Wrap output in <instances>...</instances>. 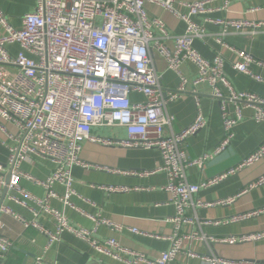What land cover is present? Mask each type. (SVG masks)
<instances>
[{"label":"built area","instance_id":"built-area-1","mask_svg":"<svg viewBox=\"0 0 264 264\" xmlns=\"http://www.w3.org/2000/svg\"><path fill=\"white\" fill-rule=\"evenodd\" d=\"M36 1L35 11L23 16L20 29L15 28L0 10V26L4 31V36L0 37V132L5 136L3 145L9 151L7 163L11 172L7 199L35 217L28 222L20 218L25 227L32 226L47 237L46 250L60 243L64 232H68L85 241L97 253L124 264H173L181 255L187 259L199 257L206 264H264L250 260H225L215 255L197 256L191 248L193 241L230 246L262 241L264 231L213 239L205 236L202 227L243 222L261 216L264 208L218 222H200L187 213L190 208L207 209L234 203L243 193L215 203H205L197 196L200 191L217 186L263 160L264 142L241 163L213 178L192 184L186 176L189 167L203 169L207 161L222 154L232 144L234 129L243 120L245 109L253 111L254 121L264 122V98L235 90L225 73L222 50L237 55L239 60L233 64L237 72L257 83H264V78L255 73L253 67H264V62L256 60L248 52L235 49L225 40L226 36L237 34L257 39L264 34V21L206 19L207 23L220 30L214 35L220 49L209 61L194 48L195 41H203L209 36L205 26L195 19L211 12L207 6L217 0ZM228 5L229 0H225L222 9L227 11ZM148 6L160 7L178 18L186 25L184 34H171L161 18L148 13ZM178 7L186 11L182 13ZM156 54L166 62L167 69L178 74L180 82L175 90H167L163 86L162 75L155 67ZM186 63L195 66L196 78L189 80L184 76L182 68ZM204 84L209 86L211 96L220 104L223 138L212 153L191 158L185 150L188 138L205 130L209 124L201 112L197 92ZM133 93L142 95L144 101H132ZM187 94L193 95L198 113L185 130L174 133L173 116L168 113V107ZM8 125L16 132H10ZM98 127H123L127 138L110 140L97 137L94 129ZM84 142L129 149H156L161 153L163 165L152 172H108L134 177H149L158 171L166 174L168 185L164 191L172 196L176 213L170 220L174 232L171 237L156 238L170 241L168 251L151 259L123 247L116 239L98 240L94 230L75 229L64 211L51 207V199H57L64 208L78 211L70 201L72 196H76L73 168L102 169L82 161L80 154ZM33 156L49 159L56 165L54 172L43 181L22 170V165L32 162ZM5 174L6 168L0 164L1 187H6ZM21 178L46 190L45 197L40 199L26 192L21 187ZM263 181L264 177L250 187H256ZM57 185L64 187L63 196L55 193ZM100 188L107 194L132 190L123 186ZM0 211L13 214L11 208L4 204ZM40 214L52 217L54 231L39 224ZM90 218L97 227L106 225L117 232L122 229L105 218ZM196 223L201 232L194 229L182 231L184 226ZM130 232L148 236L137 229H130ZM12 245L11 240L0 235V264H6ZM35 264L44 262L40 258Z\"/></svg>","mask_w":264,"mask_h":264},{"label":"crops","instance_id":"crops-1","mask_svg":"<svg viewBox=\"0 0 264 264\" xmlns=\"http://www.w3.org/2000/svg\"><path fill=\"white\" fill-rule=\"evenodd\" d=\"M36 0H0V10L10 19L11 24L20 29L22 18L25 14L33 13L36 9ZM225 0H217L208 4L211 12L195 19L204 25L209 36L206 39L197 40L194 48L199 54L212 61L220 46L215 41V36L220 30L217 26L209 24L206 19H246L250 21H264V0H229L227 11L222 9ZM184 13L185 8L178 7ZM148 13L161 18L169 32L173 35H183L186 25L168 11L160 7L148 6ZM255 10L256 12H252ZM4 31L0 26V37ZM226 42L237 50L251 54L256 60L264 62V34L257 39H250L245 35L226 36ZM171 46V43H169ZM17 50V48H13ZM224 55V68L227 78L238 92H251L264 98V83L255 82L248 76L237 72L233 64L239 59L237 55L229 50L222 49ZM155 67L162 75L163 86L168 90L178 88L180 78L176 72L167 69L166 62L155 55ZM254 71L264 78V67L253 66ZM183 74L189 80L196 78L197 69L191 63H186L182 68ZM199 104L203 116L209 122L205 130L200 131L188 138L185 150L191 158H197L206 153H212L222 142L223 123L221 122L220 104L210 94L207 85H201L197 89ZM132 101H144L140 94L133 93ZM168 113L173 116L172 130L180 133L185 130L195 119L198 109L195 105L193 95L187 94L183 98L169 104ZM244 118L234 129L232 144L220 155L212 157L206 162L203 169L193 166L189 167L186 176L192 184H199L207 178H213L222 174L225 170L242 162L246 156L254 152L264 142V122H256L253 119V111L245 109ZM12 133L16 129L8 125ZM169 131V130H168ZM95 136H101L110 140H123L127 138V131L123 127H98L94 129ZM5 136L0 132V164L6 168L4 181L9 174L8 157L9 151L3 145ZM82 161L102 169H85L75 166L72 171L74 191L70 201L78 211L72 208H64L57 199H51V207L64 211L68 217L69 224L75 229L94 230L98 240L116 239L120 244L132 251H138L151 259H155L162 252L168 251L170 241L156 237L168 238L173 234V223L170 222L176 215L175 206L172 204V196L164 191L168 185V177L162 171H158L149 177L127 176L124 174H113L108 170L121 172L157 170L163 165L161 153L156 150L143 148L129 149L121 146H103L101 144L84 142L80 154ZM56 168L54 162L33 156L32 162L22 165L24 173H28L37 180H45ZM264 177V159L259 163L245 168L241 173L226 180L225 182L200 191L197 196L203 202H219L227 198L241 196L229 205L214 206L210 208H190L187 213L190 217H197L200 222L224 221L244 213L258 211L264 208V181L256 187H250ZM21 187L31 195L43 199L46 190L35 184V182L21 178ZM6 182V181H5ZM100 186L117 187L123 186L132 189L128 192L107 194ZM5 186H0V201ZM247 189V190H246ZM55 193L63 196L64 187H54ZM245 190V191H244ZM4 205L11 208L13 214L7 215L0 211V235L11 240L13 245L8 254V264H35L42 259L44 264H124L112 258L94 251L89 244L80 240L71 233L64 232L60 243H55L47 250L48 239L32 226L25 227L23 221L27 222L35 217L22 207L4 198ZM90 217L105 218L116 226H121L120 231H115L109 226H96ZM40 225L51 231L55 230V224L51 216L40 214L37 219ZM130 229H137L148 236L134 234ZM190 229L200 231L198 224L184 226L183 232ZM203 233L208 238L224 239L231 236H244L262 233L264 231V214L253 217L243 222L228 223L226 225H208L202 227ZM187 246H184L186 249ZM191 248L197 256L215 255L222 259L233 261H256L264 262V239L262 241L245 242L234 246L222 245L216 242L193 241ZM173 264H206L199 257L187 259L179 256Z\"/></svg>","mask_w":264,"mask_h":264},{"label":"water","instance_id":"water-1","mask_svg":"<svg viewBox=\"0 0 264 264\" xmlns=\"http://www.w3.org/2000/svg\"><path fill=\"white\" fill-rule=\"evenodd\" d=\"M10 177H11V172H9L8 176H6V179H5V181H6V187L4 188V192H3V195L1 197L0 208L4 204V200H5L4 198H5V196L8 193V185L10 183V181H9L10 180Z\"/></svg>","mask_w":264,"mask_h":264},{"label":"trees","instance_id":"trees-1","mask_svg":"<svg viewBox=\"0 0 264 264\" xmlns=\"http://www.w3.org/2000/svg\"><path fill=\"white\" fill-rule=\"evenodd\" d=\"M6 264H8V263H6Z\"/></svg>","mask_w":264,"mask_h":264}]
</instances>
